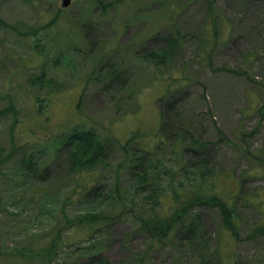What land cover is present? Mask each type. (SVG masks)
Instances as JSON below:
<instances>
[{"label": "rangeland", "instance_id": "374dc122", "mask_svg": "<svg viewBox=\"0 0 264 264\" xmlns=\"http://www.w3.org/2000/svg\"><path fill=\"white\" fill-rule=\"evenodd\" d=\"M263 101L264 0H0V264H264ZM73 129L107 138L91 170ZM115 182L122 202L81 198ZM193 194L227 199L234 230L206 203L142 226ZM87 210L116 218L65 221Z\"/></svg>", "mask_w": 264, "mask_h": 264}, {"label": "trees", "instance_id": "16d2710c", "mask_svg": "<svg viewBox=\"0 0 264 264\" xmlns=\"http://www.w3.org/2000/svg\"><path fill=\"white\" fill-rule=\"evenodd\" d=\"M154 53V52H153ZM153 53H150L151 55H154ZM166 96V95H165ZM160 101L164 102L162 98L159 99ZM169 102H166L168 104ZM264 104V101L262 102ZM160 112H161V126L160 130L161 133L163 132H168L167 129H164V124H166V118L162 114L161 107ZM165 121V122H164ZM169 123V122H168ZM167 128V127H166ZM64 136H60V144H63L65 147L69 148L70 152V160L72 162V166L75 169V171H81V170H91L95 166L98 165V163L101 162V155L103 153V147L106 139H101L99 135L95 134L92 130L90 129H73V131L63 134ZM195 136V135H194ZM194 136L191 137L193 147L191 149H194L196 146H204L207 143L204 141H200ZM135 136H132L130 139H133ZM112 137H108V139ZM115 141L118 139L116 137ZM126 144H129V141L124 143H121L122 148L127 151L128 147ZM140 149H143L142 147L139 146ZM146 150V149H144ZM5 155V149L0 145V166L2 164V161L4 160L3 158V153ZM191 151V150H190ZM146 152H149V150H146ZM199 152V151H198ZM151 153H154L152 151ZM143 157V156H142ZM141 157V158H142ZM35 159L32 157L28 159L27 163L24 164L25 169L27 171H24V175H28V173L31 175L36 174V170L33 168ZM144 172L145 168H143ZM44 169L41 170L40 172L37 170V173L40 175L43 174ZM202 177L207 176L206 170H202L201 172ZM136 179L138 180V183L145 184L148 181V178L146 177V174H139L136 176ZM87 191L82 193V199H86L89 201V204L92 203H113V202H122V190H121V185L119 182H115L113 187L110 190H104L102 191L100 185L92 184L89 187H87ZM177 194V191L175 192ZM176 196L174 197V200H176ZM183 204L178 205V208L169 214L168 217H163L156 213L153 218L150 219H145L143 220L142 226H146L148 230L153 234L154 236H159L162 237V235H167L169 234L170 231L173 230L175 231V225L179 223V221L184 217L185 214H187L189 208L193 206L196 203H206V204H212L216 205L219 207L220 212L223 217L224 224L228 229L234 230V227L236 226V220H235V210L234 207H232L231 203L219 196L218 194H214L211 196H201V195H195L194 194L187 200L182 202ZM98 207V206H97ZM98 213V214H97ZM94 211V210H87L85 211L84 214L77 215L76 218H70L66 216V222L68 224L75 222H84L89 224L90 228H96L97 223H95L97 217H100L101 220H107V218L110 219H115L116 214L113 213H99ZM99 223V222H98ZM52 247H50L51 249ZM53 248L50 250L52 252ZM97 260L98 264H112L108 262V260L102 256H99V254L94 255Z\"/></svg>", "mask_w": 264, "mask_h": 264}, {"label": "water", "instance_id": "95a60500", "mask_svg": "<svg viewBox=\"0 0 264 264\" xmlns=\"http://www.w3.org/2000/svg\"><path fill=\"white\" fill-rule=\"evenodd\" d=\"M71 0H62L63 6L69 5Z\"/></svg>", "mask_w": 264, "mask_h": 264}]
</instances>
